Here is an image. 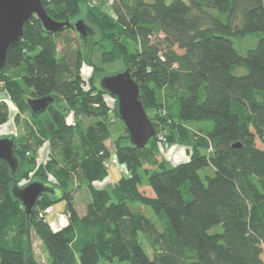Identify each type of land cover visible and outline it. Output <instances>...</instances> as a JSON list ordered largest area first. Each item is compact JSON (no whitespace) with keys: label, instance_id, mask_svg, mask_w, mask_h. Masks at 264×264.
<instances>
[{"label":"trees","instance_id":"obj_1","mask_svg":"<svg viewBox=\"0 0 264 264\" xmlns=\"http://www.w3.org/2000/svg\"><path fill=\"white\" fill-rule=\"evenodd\" d=\"M41 2L54 21L83 20L94 34L83 41L72 25L49 33L32 17L7 54L0 90L19 110L16 123L26 113L37 129L26 126L24 136L11 137L15 173L0 160V264H38L30 229L48 264H264V149L257 146H264L263 0H115V18L84 0ZM255 33L256 45L240 56L232 39ZM95 49L101 63H123L145 111H154L148 118L156 131H169L167 141L177 139L187 149V159L174 166L156 161L146 169L158 154L156 137L143 149L130 145L127 133L116 138V157L129 174L110 192L95 186L108 176L104 143L111 136L106 92L96 80L106 73L92 60ZM83 64L93 67L87 90L81 89ZM236 66L246 73L236 75ZM47 96L53 103L33 113L28 101ZM61 103L73 110L75 126ZM8 107L0 100V127L9 119ZM85 119L94 121L82 128ZM204 122L212 127L184 128ZM45 142L47 161L37 165ZM206 167L213 175L201 178ZM141 171L152 195L140 190ZM30 176L53 193L40 195L27 215L11 189ZM73 181L89 196L82 216L74 206ZM57 202H64L67 223L55 229L37 214ZM133 203L149 207L161 229L132 212ZM218 226L221 231L210 233Z\"/></svg>","mask_w":264,"mask_h":264},{"label":"rangeland","instance_id":"obj_2","mask_svg":"<svg viewBox=\"0 0 264 264\" xmlns=\"http://www.w3.org/2000/svg\"><path fill=\"white\" fill-rule=\"evenodd\" d=\"M84 1L87 2V1H92V0H84ZM94 1H95L94 4H92L91 2H89V4L91 3L92 5L100 6L108 16L115 18V15L112 12V5H109L106 2L96 3V0H94ZM126 1L130 2L131 0H126ZM263 3H264V0H263ZM258 38H259V34L255 33V34H251L247 37H244L242 39H232V41H233V44H234V47H235L237 53L243 57V56H245L246 52L249 49H252L256 45ZM59 50H60V45L58 43L57 51H59ZM100 53H101L100 51H97V49H95L92 60L95 63V65H97L103 69V71L106 73V75H112V74H116V73L122 71L123 63L121 61L103 64V63H101V60H100ZM81 71L85 75L84 76V80H86L85 83L89 86V81H90L91 77H93V67L91 65H88V64H83V66L81 67ZM234 73L236 75H243L246 73V69L243 66H236L234 68ZM96 80H97V85H98V81H99L98 77L96 78ZM1 93H2L3 97L0 96V100L5 101L9 105V107H8L9 119L4 125H2L0 127V137H14L15 139H18L19 137L24 136L26 134V128H27L26 126H28V127L32 126L33 128L37 129V127L32 123L30 116L26 113H21L20 117H19V123H16L15 118L19 114V110L14 105V103L10 100V97L6 91L0 90V95H1ZM105 99H106L107 104L110 106L109 121L111 123L108 124V128H109V131L111 133L112 139H110V141L108 142L109 148H110L109 149V157L105 161L108 176H107V178H105V180L103 182L95 183V186L97 188L106 187L105 185L107 183L112 184V185L114 183H116L121 177L120 171H122L123 176H127L129 174V172L126 168V165L118 162V159H117L116 153H115L114 144H113V142L116 138L126 135L124 125L118 119V117L116 115V105H117L116 99L114 97H111L108 93H105ZM162 100L163 99H161V101ZM60 105L62 107H64L67 111L66 120L67 121L72 120L73 122H75L77 120V118L74 116L73 110L69 109L65 103H61ZM146 113H147L148 117H150V116H152L154 111L152 109H149ZM174 119H177V117L175 116ZM93 121H94L93 119H85L82 121L81 127L85 128L88 124L92 123ZM211 127H212L211 122H204V123H200V124L194 123V124L184 125V128L189 130L190 132H193V131L197 132L198 131L197 128H211ZM157 134L158 135L159 134L164 135L167 139V134H169V131H167V130L156 131L155 137H156V142H157L156 144H157V153L158 154L156 156H154L153 158H151L149 160V162H147L144 165L143 168H146V169L154 168V165H156V161L157 162H164L168 166H174V165L180 163L181 161L187 159V154H186L187 150H185L184 145H182V143L180 141H178L177 139L171 143H169L167 141L168 147H163L160 144L158 145L159 141L157 139V136H158ZM257 146L261 149H264V146L260 145L258 142H257ZM48 152H49L48 144L41 146L40 150L36 153L37 165H39L41 163L44 164L47 161L46 157L48 156ZM140 174H141L140 175L141 176L140 190L145 195H152V192L146 183V176L144 175L143 171H141ZM212 175H213V171H212V168H210V167H206L204 169L199 170V176L201 178H204L205 176H212ZM31 176L28 177V179H24L23 181L20 180L18 182L17 186L19 188H22L25 185H27L28 183L37 182V180H35ZM45 180L50 184V187H52V188L56 187L55 185L57 182H56L55 178L53 177V175L47 174ZM106 190L110 192L111 187L107 186ZM71 191L73 194V202H74L75 209H76L77 213L80 216H82L85 214L86 205L89 201V196L83 187L77 186L75 181L72 182ZM59 194H60V191L57 189L56 190L57 197H59ZM184 198L188 200L189 195L185 194ZM129 206H130L132 212L144 215L146 218L151 220L157 226V228L159 230L161 229L160 222H159L158 218L156 217V215L152 212V210L149 207L143 206L139 203H133V204H130ZM48 207L51 208L52 214L46 216V221L50 222V225L52 228L56 229V228L63 227L67 223V216L63 210L64 209V202H57V203H54L52 206H48ZM217 231H221V227L218 226L214 229H211L210 233H214ZM140 240H141V242L143 241L142 237L140 238ZM28 241H29L31 251L33 253V256H34L36 262L38 264H48L49 263L48 253H47L46 249L44 248L43 244L41 243V241L39 240L38 236L35 234V232L32 229H30V231H29ZM22 242H23V244L26 245L27 239H23ZM142 244H143V247L145 248L146 252L149 254V256H151L152 253H151V250L149 249V247L145 244L144 241L142 242ZM99 264H128V263H126V262L122 263V262H119L118 260L114 259L112 261H100Z\"/></svg>","mask_w":264,"mask_h":264},{"label":"water","instance_id":"obj_3","mask_svg":"<svg viewBox=\"0 0 264 264\" xmlns=\"http://www.w3.org/2000/svg\"><path fill=\"white\" fill-rule=\"evenodd\" d=\"M32 17H36L43 29L49 33H57L72 25L83 41L94 34L83 20H77L72 24L68 21H54L48 16L41 0H0V72L6 66L8 52L18 44L26 23ZM98 86L116 99L117 116L124 125L130 145L138 149L145 148L155 136L156 129L139 99V86L132 79L129 70L102 76ZM51 103L53 98L47 96L29 100L28 106L33 113L42 114ZM238 146L232 145L234 148ZM14 147V140L11 137H0V160L7 163L12 173H15L18 167ZM49 192L53 193L49 187L38 182L28 183L22 188L14 186L11 189V194L20 202L27 215L32 212L40 195Z\"/></svg>","mask_w":264,"mask_h":264},{"label":"built area","instance_id":"obj_4","mask_svg":"<svg viewBox=\"0 0 264 264\" xmlns=\"http://www.w3.org/2000/svg\"><path fill=\"white\" fill-rule=\"evenodd\" d=\"M114 1L115 0H105V2L107 3V4H109V5H112L113 3H114ZM95 2H93L92 4H94ZM81 75H82V77H83V82L81 83V89H83V90H87V84L85 83V81L86 80H84V74L82 73V71H81ZM90 76V75H89ZM2 84L0 83V86H1ZM105 101H106V99H105ZM107 103V102H106ZM107 106L109 107V109H110V106L107 104ZM72 123H71V126H75V122H73V121H71ZM158 135V134H157ZM157 139H158V145L160 144L161 146H163V147H168V143H167V139H166V137L164 136V135H158L157 136ZM45 144H48V142H45V143H43L41 146H44ZM48 146H49V144H48ZM41 148V147H40ZM40 148H39V150H40ZM185 148V147H184ZM38 150V151H39ZM185 150H187L186 148H185ZM49 153V152H48ZM46 160H47V157H46ZM184 161V160H183ZM182 162V161H181ZM105 165H106V163H105ZM52 214V211H51V208L50 207H47V208H44L43 210H40V211H38V214H37V217L39 218V219H43V221H46V216H48V215H51Z\"/></svg>","mask_w":264,"mask_h":264},{"label":"crops","instance_id":"obj_5","mask_svg":"<svg viewBox=\"0 0 264 264\" xmlns=\"http://www.w3.org/2000/svg\"><path fill=\"white\" fill-rule=\"evenodd\" d=\"M89 2H91V3H93V2H95L94 0H92V1H87V3H89ZM105 2V0H96V3H104ZM112 12H113V8H112ZM114 14V13H113ZM1 97H3V95H2V93H1V95H0ZM110 139H112V136H110V138L108 139V140H106L105 141V146H106V148L109 150L110 148H109V141H110ZM120 173H121V177L123 176V173H122V171H120ZM109 182V181H108ZM106 187L108 186V187H112L113 185L112 184H109V183H107L106 185H105ZM106 187H102V188H104V189H106Z\"/></svg>","mask_w":264,"mask_h":264}]
</instances>
